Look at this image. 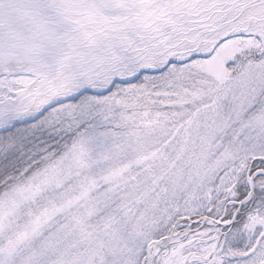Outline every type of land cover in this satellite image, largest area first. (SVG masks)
I'll use <instances>...</instances> for the list:
<instances>
[{"label": "snow or ice", "instance_id": "6c2138e0", "mask_svg": "<svg viewBox=\"0 0 264 264\" xmlns=\"http://www.w3.org/2000/svg\"><path fill=\"white\" fill-rule=\"evenodd\" d=\"M0 264H264V0H0Z\"/></svg>", "mask_w": 264, "mask_h": 264}]
</instances>
